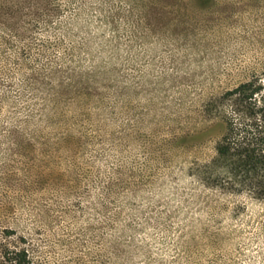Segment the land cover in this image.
<instances>
[{
	"label": "rangeland",
	"instance_id": "rangeland-1",
	"mask_svg": "<svg viewBox=\"0 0 264 264\" xmlns=\"http://www.w3.org/2000/svg\"><path fill=\"white\" fill-rule=\"evenodd\" d=\"M263 69L264 0H0V264H264V200L203 175Z\"/></svg>",
	"mask_w": 264,
	"mask_h": 264
},
{
	"label": "trees",
	"instance_id": "trees-1",
	"mask_svg": "<svg viewBox=\"0 0 264 264\" xmlns=\"http://www.w3.org/2000/svg\"><path fill=\"white\" fill-rule=\"evenodd\" d=\"M223 133L203 175L227 190L264 200V69L211 103ZM5 264H36L25 247L6 246Z\"/></svg>",
	"mask_w": 264,
	"mask_h": 264
}]
</instances>
